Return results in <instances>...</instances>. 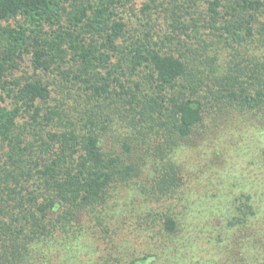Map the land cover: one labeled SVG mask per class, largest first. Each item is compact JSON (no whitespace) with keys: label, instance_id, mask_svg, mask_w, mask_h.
Returning <instances> with one entry per match:
<instances>
[{"label":"trees","instance_id":"1","mask_svg":"<svg viewBox=\"0 0 264 264\" xmlns=\"http://www.w3.org/2000/svg\"><path fill=\"white\" fill-rule=\"evenodd\" d=\"M136 1L0 0V264H264V0Z\"/></svg>","mask_w":264,"mask_h":264},{"label":"rangeland","instance_id":"2","mask_svg":"<svg viewBox=\"0 0 264 264\" xmlns=\"http://www.w3.org/2000/svg\"><path fill=\"white\" fill-rule=\"evenodd\" d=\"M149 1L150 0H137L130 6L122 7L120 9L121 15L125 18L124 22L127 23V29L132 33L135 32V29L143 32L151 30V32L162 33L161 30L166 26L164 19L167 15L163 12H161V14H152V20L149 26L147 25L145 15L142 10ZM191 1L197 2L198 0ZM183 3L186 5L187 1H183ZM203 132L204 131H200L196 133V136L190 142L193 147L190 148L189 153L186 155V160L188 161L190 168H192L196 174L208 172L210 169L215 173H217L215 169H225V172L228 173L231 168V166L228 165L229 163L224 162V159L218 156L215 157V155L211 154V152L208 153V148L211 145L208 140L211 136L207 137L205 135H201L200 133Z\"/></svg>","mask_w":264,"mask_h":264}]
</instances>
